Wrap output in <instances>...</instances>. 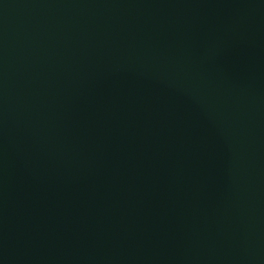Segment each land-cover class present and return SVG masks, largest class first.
I'll use <instances>...</instances> for the list:
<instances>
[{
  "label": "water",
  "instance_id": "obj_1",
  "mask_svg": "<svg viewBox=\"0 0 264 264\" xmlns=\"http://www.w3.org/2000/svg\"><path fill=\"white\" fill-rule=\"evenodd\" d=\"M0 264H264V0H0Z\"/></svg>",
  "mask_w": 264,
  "mask_h": 264
}]
</instances>
